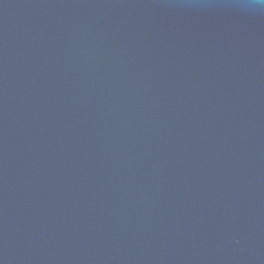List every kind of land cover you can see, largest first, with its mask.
<instances>
[{
    "label": "water",
    "instance_id": "1",
    "mask_svg": "<svg viewBox=\"0 0 264 264\" xmlns=\"http://www.w3.org/2000/svg\"><path fill=\"white\" fill-rule=\"evenodd\" d=\"M0 264H264V0H0Z\"/></svg>",
    "mask_w": 264,
    "mask_h": 264
}]
</instances>
